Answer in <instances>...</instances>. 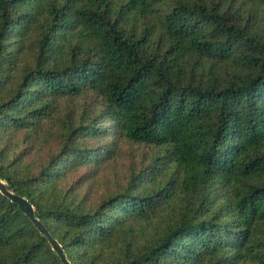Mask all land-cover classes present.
Listing matches in <instances>:
<instances>
[{
    "label": "trees",
    "instance_id": "16d2710c",
    "mask_svg": "<svg viewBox=\"0 0 264 264\" xmlns=\"http://www.w3.org/2000/svg\"><path fill=\"white\" fill-rule=\"evenodd\" d=\"M0 180L71 264H264V0H0ZM0 264H64L1 191Z\"/></svg>",
    "mask_w": 264,
    "mask_h": 264
},
{
    "label": "water",
    "instance_id": "95a60500",
    "mask_svg": "<svg viewBox=\"0 0 264 264\" xmlns=\"http://www.w3.org/2000/svg\"><path fill=\"white\" fill-rule=\"evenodd\" d=\"M0 191L2 194H4L5 196L9 197L13 202L17 203L21 210L35 223L36 227L38 228V230L41 232V234H43L45 237L48 238V240L50 241L53 250L57 252V254L59 255V257L61 258V261L64 264H71L66 257V254L62 248V246L58 243V241H56L51 234L49 233V231L47 230V228L42 224V222H40L38 219H36L35 217V209L34 207L30 204V202L21 197L18 196L12 192H10L9 190L6 189V183L2 180H0Z\"/></svg>",
    "mask_w": 264,
    "mask_h": 264
}]
</instances>
